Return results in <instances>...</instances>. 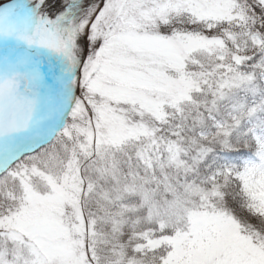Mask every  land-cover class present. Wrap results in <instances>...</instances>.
Wrapping results in <instances>:
<instances>
[{
  "label": "snow or ice",
  "instance_id": "snow-or-ice-1",
  "mask_svg": "<svg viewBox=\"0 0 264 264\" xmlns=\"http://www.w3.org/2000/svg\"><path fill=\"white\" fill-rule=\"evenodd\" d=\"M0 264H264V0H0Z\"/></svg>",
  "mask_w": 264,
  "mask_h": 264
}]
</instances>
